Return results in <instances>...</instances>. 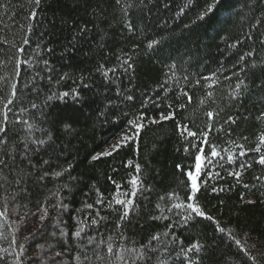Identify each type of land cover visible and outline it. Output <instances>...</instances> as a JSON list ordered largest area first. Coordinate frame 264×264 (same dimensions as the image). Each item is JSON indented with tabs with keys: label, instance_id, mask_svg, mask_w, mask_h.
I'll return each mask as SVG.
<instances>
[{
	"label": "trees",
	"instance_id": "1",
	"mask_svg": "<svg viewBox=\"0 0 264 264\" xmlns=\"http://www.w3.org/2000/svg\"><path fill=\"white\" fill-rule=\"evenodd\" d=\"M5 112L0 264H264V0H0Z\"/></svg>",
	"mask_w": 264,
	"mask_h": 264
},
{
	"label": "snow or ice",
	"instance_id": "2",
	"mask_svg": "<svg viewBox=\"0 0 264 264\" xmlns=\"http://www.w3.org/2000/svg\"><path fill=\"white\" fill-rule=\"evenodd\" d=\"M35 2H36L37 4H39L40 0H35ZM215 2H217V0H214V3H215ZM211 8H212V6L210 5V7H209V9H208L207 11H211ZM207 11H206L205 14H207ZM200 18L203 19V17H200ZM149 47H152V45L149 44ZM105 75H107V73H105ZM13 95H15L14 92H13ZM65 95H67V93H65ZM128 99H132V97L129 96ZM11 103H12V101H11V100H8L7 104H11ZM5 107H7V105H5ZM212 115H213V114H212L211 112L208 113V116H209L210 118L212 117ZM161 118H162V119H169V118H171V117H165V116L162 115ZM139 119H143V117L141 116ZM155 122H156V121H153V123H155ZM6 124H7V113L5 112V113H4V122H3V123H0V133H4V132L7 131ZM131 124H132V127L136 129V133H137V135H138L139 130L143 127V125H142V124H138L136 120H133V121L131 122ZM188 134H189L190 136H195V135H196V133H194V132H189ZM131 138H132V137H130L129 135H125V136H123V137L121 138L120 141H118L117 143H115V144H113V145L111 146V150H109V151H105V152L102 153L101 155H104V156L111 155L113 151L118 150V149L120 148V146H121L125 141H128V140L131 139ZM41 143H42V141H41ZM202 143H203V144H207V138H206V136H205V138L203 139ZM259 143H260L261 146H264V133H261V134H260V136H259ZM239 147H240V148H243V145H240ZM255 151H256L257 153H260V152H261V148H260V147H257V148L255 149ZM199 153H200V154H198V155L195 157V160H196V165H195V167H196V169H197V173H196L197 175L199 174V171H200V169L202 168V166L204 165V163L207 162L210 158H212V157H220L221 159H223V157L221 156V153L217 151V148H216L215 145H211V146H210V153H209L208 155H205V154H204L202 148L199 149ZM239 154H240V155H244L243 152H240ZM99 158H100L99 155L93 157V159H99ZM228 160H229V161H232V160H233V156H232V155H229V156H228ZM0 163H2V161H0ZM258 163L261 164V165H264V154H261V156H260V158H259V160H258ZM249 166H250V165H249ZM137 171H139V165H137ZM231 174L235 175V176L237 177V179H239V173H231ZM57 175H61V173H57ZM187 175H188L189 179H190L191 182H192V183H191L192 192H191V194L189 195L188 199H189V200H192V201H195L196 193L199 191V188H198L197 183H196V178H195V176L193 175L192 172H188ZM257 179H259V177H257ZM131 183H132L133 185H136V184H137V180H136L135 178H133V180L131 181ZM245 187H247V185H245ZM213 191H216V189H213ZM221 191H223V189H221ZM132 195H133V196L135 195V191H133ZM116 203H117V204H121V205H125L126 203L130 204L131 201L125 202L124 200L117 199V200H116ZM89 207H91V205H89ZM175 207H177V208L184 207V208H186V209L191 210V213H195L197 216L204 217V218H206V219H208V220H213V217H211V216H207V215L205 214V212L202 210V208L199 206L198 203L193 202V203H187V204H176ZM2 215H4V213H0V216H2ZM127 215H128V212H127V210H125V212H124V216H127ZM42 218H43V217H42ZM122 218H123V217H122ZM191 218H192L191 214L186 215V216L184 217L185 221H187V220H189V219H191ZM214 222H215V221H214ZM216 223H217V229H218V231L221 232V233L225 232V229L222 228V227H220L219 224H218V222H216ZM80 235H81L80 231H76V232H75V236H76L77 238H79ZM153 239H159V237H153ZM236 243L239 244L240 242H239V241H236ZM200 249H201V245H199L198 243H196V244H193L192 246L188 247L187 250H186V252H187V253H192L193 251L199 252ZM108 252H109V253L112 252V246H111V244L108 245ZM186 258H188V257L186 256ZM253 259H254V258H253ZM189 264H192V261L190 260V258H189Z\"/></svg>",
	"mask_w": 264,
	"mask_h": 264
},
{
	"label": "rangeland",
	"instance_id": "3",
	"mask_svg": "<svg viewBox=\"0 0 264 264\" xmlns=\"http://www.w3.org/2000/svg\"><path fill=\"white\" fill-rule=\"evenodd\" d=\"M194 176H195V178H196V183H197V177H196V175L195 174H193ZM197 186H198V184H197Z\"/></svg>",
	"mask_w": 264,
	"mask_h": 264
}]
</instances>
